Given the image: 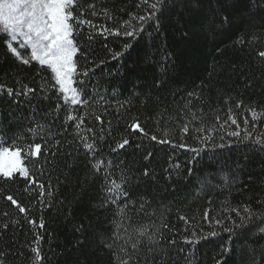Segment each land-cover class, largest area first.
Instances as JSON below:
<instances>
[{
	"label": "trees",
	"instance_id": "16d2710c",
	"mask_svg": "<svg viewBox=\"0 0 264 264\" xmlns=\"http://www.w3.org/2000/svg\"><path fill=\"white\" fill-rule=\"evenodd\" d=\"M88 2L95 4L97 15H91ZM82 3L85 18L95 25L81 26L75 34L86 53L76 59L78 72L87 70L88 75H79L75 84L86 108L65 105L51 87L50 71L36 62L23 65L0 38V85L14 91L13 96L0 92V132L23 136L19 143L25 146L42 144L41 155L25 163L45 185L41 190L22 177L0 179V259L37 264L31 249L40 247L39 264H113V253L101 242H110L113 220L121 219L118 206L106 200L104 177L111 172L127 181L124 227L135 238L136 228L148 226L157 240L149 245L147 237L139 238V264H264V145L255 142V137L264 139V116L253 121L249 112H264V59L258 55L264 51V0H164L156 18L135 38L98 33L103 27L123 31L125 22L139 27L132 16L149 12L141 0ZM126 43L131 47L112 59ZM21 52L27 58L28 52ZM28 88L36 91L28 93ZM229 110L239 129L228 120ZM66 112L87 113L84 128L103 136L96 140V156L111 161L109 166L94 171V158L81 138L91 142L92 134L83 130L78 136L75 122H66ZM97 115L104 121L103 133ZM133 121L158 138L169 132L172 144L131 132ZM189 121L193 123L184 135L181 126ZM197 125L216 129L210 143L196 139L192 128ZM29 129L36 130L34 140ZM233 130L241 137L227 135ZM246 134L253 139H244ZM125 138L130 144L112 151ZM181 143L201 150L174 146ZM41 220L43 229L38 227ZM209 231L218 235L185 243L194 239L193 233L201 238Z\"/></svg>",
	"mask_w": 264,
	"mask_h": 264
},
{
	"label": "snow or ice",
	"instance_id": "6c2138e0",
	"mask_svg": "<svg viewBox=\"0 0 264 264\" xmlns=\"http://www.w3.org/2000/svg\"><path fill=\"white\" fill-rule=\"evenodd\" d=\"M194 3H199V0H193ZM141 4L148 5L149 12L142 15L132 16L133 20L139 22V27L125 22L122 25L123 31L120 29H110L103 27L98 34L105 35L111 34L115 36H126L133 37L143 31V26L150 20L156 18L157 13L161 10L164 0H141ZM88 9H93L91 15H97L95 4L88 2ZM85 5L82 0H0V38L3 39L5 47L8 53L19 60L23 65H30L31 62H36L41 69H47L51 73V79L54 84L51 85L58 93L61 94V99L65 105L81 107H88L82 98V92L78 87H74V84L78 83L76 79L79 75L87 76L88 71L83 70L78 72L77 56H86V53H81L79 44L75 40V34L81 30V26H87L89 28H95V25L91 20L85 18ZM105 15H108L105 10ZM224 20L227 19L225 16ZM158 27V25H157ZM89 39L92 36L89 35ZM239 43H244L240 40ZM131 47L130 43H126L123 49L119 52L112 53V59H118L123 55L124 51H127ZM21 49L28 52L27 58L22 54ZM30 50V51H28ZM258 55L264 59V51H260ZM43 90V89H42ZM36 89L28 88V93H34ZM0 92H6L7 95L13 96L14 91L11 88H5L4 85H0ZM194 95V93H193ZM240 105H237L239 107ZM251 118L253 121L259 120L264 116V112L258 113L255 109H249ZM87 113L73 115L71 112H66V122H75L74 127L78 130L77 135L80 132L86 130L92 134V140L89 142L87 136L81 137L83 140V146L87 149L89 155L94 158L92 167L97 173L101 171L102 167H107L111 164V161H105L102 157H97L96 153L99 151L96 140L103 139V136L97 137L95 129L92 127L84 128L85 118ZM193 121H195V113L192 114ZM95 120L100 126V132L105 131L103 125L104 121L100 116H95ZM217 121L219 117L216 118ZM228 120L232 125H235L237 129L240 128L239 123L235 116L231 114L229 110ZM193 121H189L181 126V132L184 135L189 133L190 125ZM248 118H244V124H248ZM111 124V122H108ZM38 127H41L38 125ZM131 132H138L141 135L147 136L151 141L159 144H172L169 132H164L162 137L152 135L145 131L139 121H133L129 126ZM224 127L223 124L220 125ZM108 133L111 134V129H107ZM192 131L197 133L196 139L201 144H208L213 139V133L216 131L213 127H204L203 125H197L192 128ZM32 133L33 140L36 137V130L29 129ZM228 136L240 138L241 132L233 130L227 132ZM223 139V136L220 137ZM244 139H253L250 134H246ZM24 137L21 135L13 134L11 138L6 133L0 132V179L13 181L17 177H22L25 181L29 182L30 185H35L39 189L43 190L45 185L39 183L34 176L31 175L30 167L26 165L25 160L29 157H39L41 155L42 144L31 143L27 146L22 145L19 141L23 140ZM40 139L43 141V145H47L45 137L41 136ZM255 142L260 145H264V139L261 137H255ZM130 144V140L125 138L122 139L112 151L118 149H124ZM57 145L59 142L57 141ZM181 148H188L192 152L199 153L201 149L189 147L188 145L181 143L174 145ZM224 147L223 144L218 145ZM145 176L149 175L147 169L143 173ZM106 190L108 196L106 197L107 202L118 206L117 214L121 217L120 220H113L114 228L111 235L101 242L104 243L105 247L113 253L114 262L113 264H139L137 259L141 252L142 241L140 237H147L148 244L157 243L155 235H149L148 226L140 227L135 229L136 237L129 233L128 228L124 227V219L126 218V209L128 205V193L124 187L126 184V177L121 174L119 179L113 178L111 172L104 177ZM41 191L40 195H43ZM6 199L14 205L19 212L26 213V208L22 206L12 195H7ZM143 205H141V210ZM236 211V210H234ZM244 211L249 216L253 215L251 209L245 208ZM237 215L239 212L237 211ZM204 218L208 219V213L205 212ZM129 222H130V218ZM180 219L186 220V217L181 216ZM28 223L33 227L37 226V221L29 219ZM215 223L220 225V220H216ZM166 226V225H165ZM7 227V225H5ZM40 229L44 228V223L41 220L38 224ZM124 229V235L121 234V229ZM158 231V230H157ZM230 231V229H225ZM218 233L216 231H209L206 235L201 238H195L196 233H193L194 239L185 240V243L193 244L200 243V239H209L216 237ZM37 243L42 239L37 234ZM174 244L175 240L170 241ZM34 254V259L37 264L43 260L41 254V248L35 247L31 249ZM148 251H152L149 247ZM0 264L5 262L0 259Z\"/></svg>",
	"mask_w": 264,
	"mask_h": 264
},
{
	"label": "rangeland",
	"instance_id": "374dc122",
	"mask_svg": "<svg viewBox=\"0 0 264 264\" xmlns=\"http://www.w3.org/2000/svg\"><path fill=\"white\" fill-rule=\"evenodd\" d=\"M74 87H76L75 84H74Z\"/></svg>",
	"mask_w": 264,
	"mask_h": 264
}]
</instances>
